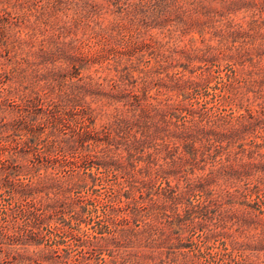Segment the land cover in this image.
I'll return each instance as SVG.
<instances>
[{"label":"trees","instance_id":"obj_1","mask_svg":"<svg viewBox=\"0 0 264 264\" xmlns=\"http://www.w3.org/2000/svg\"><path fill=\"white\" fill-rule=\"evenodd\" d=\"M43 1L37 4L40 7L31 20L28 14L21 12L26 5L20 0H0V98L6 97L0 102V136L5 139L16 134L21 139L13 137L16 145L8 147L0 161V197L4 191L9 192L19 210L14 211L13 206L3 209L0 242L8 239L9 247L22 243L27 248L26 245H32L37 239L27 234L29 227L50 219V215H41L32 209V204L22 201L39 191L37 182L49 179L44 177L33 182L39 163L44 160L55 163L53 161H60V155L80 152L95 143L99 172L111 176L115 188L108 198L95 196L98 202L91 208L71 199L68 210L78 222L75 226L69 224L73 234L87 241L80 233L84 234L85 230L79 221L86 213L97 212L96 220L94 216L93 219L101 228L94 233V238L106 241L112 253L111 263L256 264L258 259L260 262L264 220L252 213L254 208L263 213V207L254 204L264 206V188L256 182L251 189L246 186L250 171L236 164H242L244 157H251V152L264 157L258 152L264 147V136L261 141L251 139L256 150L246 147L249 134L257 127L264 128V64L261 59L243 78L233 77L229 72L223 75L220 71L215 75L206 70L199 80L173 75L171 83L163 82V87L167 92H176V99L159 98L149 95L147 79L141 91L129 86L126 77L131 76V72L124 74V70H129L130 66L119 57V54H129L133 63L141 62L144 53L138 57L137 52H145L151 43L115 50L109 44L124 26L132 31V38L136 33L147 34L156 29L167 37L164 42L152 41L158 63L171 55L174 61L185 56L188 61L204 63L200 66L202 69L208 68L209 62L220 66L218 61L222 60L235 73V65L241 57L235 52L242 51L244 44L236 46L225 41L235 42L240 36L257 32L258 27L261 31L264 5L253 2L243 6L242 9L249 12L245 16L251 18L246 28L232 17L242 9L233 5L224 10L200 6L201 0H138L137 5L130 0H109L117 9L115 20L109 23L101 18L102 12L93 0ZM182 2L199 5L191 8L195 17L189 25L182 16L171 18L168 15L183 10ZM140 6L144 10L138 9ZM12 7L18 13L13 22L9 19ZM34 22L44 24V31L52 32L54 38L49 41L43 36L38 54L30 41L41 34L28 30L22 36L16 30ZM192 32L200 35L202 45L191 42L187 47L183 36ZM93 38V45L99 46L95 50L90 48ZM193 39L195 37L191 36L190 40ZM182 42L185 43L183 51ZM89 44L88 50H84ZM111 50L116 52V57L110 54ZM257 53L258 57H264V47H258ZM104 62H107V70L119 75L118 81L104 85V81L96 77ZM59 64L66 65L57 69ZM83 70L89 73L87 78L81 76ZM142 70L147 78L151 70ZM1 83L9 84V88L2 89ZM210 87L218 92L212 93V98L205 97L206 106L202 110L196 106L199 100L193 103V94ZM161 94L164 93L160 88L157 95ZM12 96L28 103L25 107L17 105L15 100L10 101ZM42 96L53 99L49 111L36 104ZM246 101L250 105L256 103V111L262 116L251 109L249 114H240L238 122L231 124L232 119L219 112L226 105L242 107ZM98 118L102 122L96 127ZM68 124L74 128L71 134L66 130ZM66 162L77 164L75 159L66 158ZM87 168L77 177L80 184H87L88 177L97 179L92 166ZM255 168H260L263 179L264 165H255ZM74 177L72 174L64 180L56 179L62 185L55 193L64 194L79 184L73 182ZM258 182L264 183L261 179ZM239 204L244 210L237 209ZM100 207L103 208L101 214ZM240 210L250 216H240ZM258 225L261 230L253 233L252 229L257 231ZM103 228L108 229V236ZM55 229L68 231L59 223ZM48 256L47 252L34 257L18 250L13 260L14 264L27 261L28 264H45L50 262Z\"/></svg>","mask_w":264,"mask_h":264},{"label":"rangeland","instance_id":"obj_2","mask_svg":"<svg viewBox=\"0 0 264 264\" xmlns=\"http://www.w3.org/2000/svg\"><path fill=\"white\" fill-rule=\"evenodd\" d=\"M20 0L23 4L26 5L24 10H21V12H25L28 14L31 18V20L35 19V12L37 8L39 9L40 5L37 4H43V0ZM227 1V2H226ZM230 0H199L200 6L207 5L209 7L217 8L224 10V7H228L233 5L236 9L241 10L243 6L249 3V5H252L253 2L257 3V5H264V0H233L232 3H228ZM96 6L100 8L101 13V18L104 19L105 23H109L110 20H115V12H116V7L115 4L111 3L109 0H93ZM131 3L137 5L136 2L138 0H130ZM226 2V3H225ZM33 3L35 5H33ZM184 4L183 10L180 12H174V13H168L171 18H174L176 15L182 16L183 19L188 23L191 20H193L192 17H195V14L190 12L194 6H199L197 2L195 4L193 3H180ZM24 5V6H25ZM32 5V6H30ZM13 8V12L11 16H9L10 20L13 22L17 19V14L16 13V8ZM144 7H139L138 9H142ZM176 6L173 8L175 9ZM178 8V7H177ZM181 8V7H179ZM189 9V12L186 10ZM144 10V9H142ZM249 12H247L245 9H242L239 11V13L233 14V18L235 19L236 22L239 24H242L244 27H249L251 24V18L246 17L245 15H248ZM20 15V14H19ZM143 16V14L141 13ZM261 16H264L261 15ZM259 17V15L257 16ZM264 22V21H262ZM184 25V23H183ZM189 25V23H188ZM188 25L186 24L185 27L189 28ZM27 26H22V27H17L16 30H19L20 34L22 36L27 33L28 30H35L39 32L41 35L40 37L37 38L36 40H31L30 45L32 44V49L34 52L37 54L40 52V48L43 46L42 44V39L43 36H45L46 39L49 41H53V35L48 31L45 30V25L41 23H30ZM264 32V26L263 28L259 29L257 32H251L249 36H240L237 38V40L234 42L233 40H226V43L233 44L236 43L238 46L239 44H244V47H242V51L240 52H235V55L241 56L240 59L236 65H235V73L231 72L227 68V64L219 60L218 66L217 64H214L212 62L208 63V68L203 67L202 69L200 66H204V63L199 62L198 60H193V61H188L186 57L182 56L178 61H174L173 55L169 56L166 61H162V63H158L156 59V52L157 49H155V45H153V40L157 39L161 42H164L167 40V37L160 31L156 29H151L149 32L146 34L144 32L142 33H136L133 36L132 31H130L127 27L124 26V28L118 32L115 33L114 37L110 39V44L109 46L113 47L114 50L115 48H121L124 49V46L132 48L135 44H141L144 42L151 43L152 46H150L148 49L146 48L145 52H137V56L140 57L142 56V53H144L143 58H140L141 62H137L139 60H136L135 63H133L132 60H130V55H123L119 54V57H123L126 63L128 64L129 70H124V74L131 72V76H127V82L129 83V86L131 88H135L136 90L141 91V87L144 85V80L146 83L150 82L149 84V95L152 97H157L159 98L163 97L166 98V96L171 97L172 99H176L177 93L176 92H167L166 88L163 87V82H169L173 80V75L176 77L181 75L185 79H195L199 80L200 77H203V72L206 70L207 72H211L215 75H218V71L221 72V74L226 75L227 72L231 74L233 77H239L243 78L244 75H246V72H250L256 68V65L258 60L261 59V64H264V57H258L257 53V48L258 47H264V35L262 34ZM43 34V35H42ZM191 36H194L195 39L190 40ZM206 37H209V35H206ZM184 40L188 45L193 42L198 45H202L201 43V38L198 33H186L183 36ZM245 39V40H242ZM87 40V39H86ZM85 40V41H86ZM94 38L91 41L92 47H90L92 50H95L98 48V45H93L94 43ZM80 44V42H78ZM214 44H216V41H213ZM86 45L87 48L84 50H88V47L90 46ZM185 47V43L182 42L180 48ZM185 48H183L181 51H183ZM227 52H230L229 49L226 47L224 48ZM114 50H111V53L113 56H117L116 52ZM117 51V50H116ZM119 52V51H117ZM123 52V51H122ZM181 55V54H180ZM177 64L176 67H174V64ZM60 65V64H59ZM66 64H61L60 66L57 67V69H63L62 67H65ZM107 62H104V64L100 65V72L96 74V77L99 78V80L104 81V85H108L115 80L118 81L119 75L115 74L113 71L107 70ZM220 67V68H219ZM142 69H147L151 70L149 72V75L147 78H145L144 72ZM134 70V71H133ZM128 71V72H127ZM133 71V72H132ZM251 73V72H250ZM89 73L85 70H83V73L81 76L84 78H87L86 76ZM252 77L257 78L256 75H252ZM216 83V80L213 81V85ZM239 83V82H237ZM2 89L7 90L9 88V84L7 83H1ZM160 88L162 89L161 95H157L159 93ZM218 91L213 89L212 87L208 88L207 90L203 88L200 90L199 94H193V103L197 102V100L200 101L196 106L198 108L203 109L205 101V97L209 96V98H212V93H217ZM161 93V92H160ZM1 96V94H0ZM197 96V97H195ZM3 98H0V102H4V99L6 98L4 95L2 96ZM43 98L41 101L36 102L37 106L39 108H43L46 111H49V108L53 104V99L52 98H47L46 96H42ZM11 100H15V102L22 106L25 107V105L28 102L21 101L17 97H11ZM215 100V99H213ZM7 101V100H6ZM202 103V104H201ZM7 104V102H5ZM250 109V110H249ZM253 110V113L259 116H262V113L259 114V111H256L258 109V106L256 103H252L251 105L249 104L248 101H246L242 107H238L237 105H226L223 107V109L219 110V112L222 115L227 116L229 119H232L231 124H235L239 120L240 114H249V112ZM248 118V117H247ZM244 119V118H241ZM247 121V120H245ZM102 120L100 118L97 119L96 122V127H99L101 124ZM66 130L69 134L73 132V126L68 124L66 126ZM257 136V137H256ZM262 136H264V128L257 127V130L249 134V139L246 144V147L250 150H256V148H253V144L251 143V139L254 141L262 140ZM13 137L16 138V140H21L20 136L16 134H11L8 135L5 139L0 136V161L6 156L7 154V148L14 147L16 145V142H12ZM12 142V143H10ZM13 145V146H12ZM94 144H92L91 148L84 149L80 152H74L71 154H68L67 156L60 155V161H53L55 163H49L46 162L45 160L40 164V168L37 171V175L34 176L33 182H36L37 179L39 178H44L48 177L49 179H44L41 182H37L36 186L38 187L39 191L34 193L33 195L29 196L26 200L22 201L24 203L32 204L33 207L32 209L36 210L39 214L41 215H50V219H47L44 223L37 225L36 227H29L28 233L29 236L34 235V238L37 237L36 241H32V245H26L27 248L25 247V244L20 243V245H17L16 248L15 246L9 247L10 245V240L4 239V242H0V264H14V258L15 255L18 253V250L21 251V253H25L26 255H33L34 257L37 256L40 253H46L49 255L48 257L50 258V262H46L45 264H85L86 262L91 263V264H113L111 263V252L108 250L109 248L107 247L108 244L106 243L105 240H96L94 238V233L96 231L100 230V224L97 223L96 220V214L93 215V213L85 214L84 217L82 218V221H79L83 229L85 230L84 234L82 232L81 235L83 238L88 239L87 241L82 240L81 238L79 239L78 236L72 233L70 226L73 225L75 226L78 222V220H75L74 217H72L71 212L68 210L69 209V203L72 200H75V202H79L80 204H84L88 206L89 208L92 207V204L98 200L96 199L95 196L101 197H106L110 196L112 192L114 191V181L111 176H105L106 174H101L99 171L100 169L98 168L99 166V161L97 160L95 153H94ZM91 149V150H90ZM258 152L263 153L264 155V147H262ZM252 155L251 157H244V161L242 164H236L237 167H244V170L250 171L249 179L247 180L246 183L250 186V189L252 186L255 185L256 183H259L260 186L264 188V183L258 182L259 179L261 181H264V178L262 179L261 171L260 168H255V165L261 166L264 165V157H257L256 154L251 152ZM89 154V155H88ZM30 156H33V153L30 154ZM63 156V157H62ZM66 158H69L71 160H74L77 162V164H71L70 162H66ZM92 166L93 170L96 172L95 175L97 174V179L88 177L87 184H80L82 183L81 181H78V175L79 174H84L85 171L88 170L87 167ZM75 171V174H74ZM99 173V174H98ZM72 174L75 176L74 181L76 184L74 185L69 192H66L64 194H59L57 195V192L62 184L58 183L56 179H65L69 176H72ZM101 177V178H100ZM22 180L24 179V176H21ZM68 184H66L67 186ZM92 189H95L93 191ZM72 199V200H71ZM58 202H55L57 201ZM53 203V204H52ZM48 205H51V207H48ZM14 211L18 212V206L16 199H13L10 197L9 192L4 191L3 196L0 197V220L4 218L5 213L3 211L4 208H9L12 207ZM240 206V207H239ZM237 209H242L244 210V206L239 204ZM256 207H263V213L260 212L257 209H253L252 216L253 214H256L257 217H261V220L263 218L264 220V206L262 204L256 205ZM64 207V208H63ZM57 210V211H56ZM233 210V209H231ZM242 210L238 211L240 213V216L242 217H249L250 215L245 214V212H242ZM103 211V208L100 207L99 213L101 214ZM54 214V215H53ZM93 216L95 217V220L93 219ZM49 218V217H48ZM24 219H21V222L23 223ZM262 222V221H261ZM59 223L60 226L65 225L66 229L68 231H62V230H56L55 226L56 224ZM71 225H70V224ZM261 225V224H260ZM260 225H258V230L256 231L255 229H252L253 233L258 232L261 230ZM255 228V227H253ZM14 231V230H13ZM103 231L105 232V235L108 236V229L103 228ZM10 232V230H9ZM8 232V233H9ZM13 234L14 232H10ZM196 238V236H195ZM89 241V242H88ZM60 242V243H56ZM187 242V241H185ZM17 249V250H16ZM104 251V252H103ZM259 257H260V262L259 259L257 260L256 264H264V246L260 247L259 251ZM103 258L105 261H103ZM28 262V261H27ZM26 262V263H27ZM23 263V264H26ZM28 264V263H27ZM34 264V263H33Z\"/></svg>","mask_w":264,"mask_h":264}]
</instances>
